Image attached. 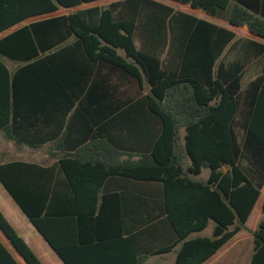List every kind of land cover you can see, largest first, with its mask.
<instances>
[{"label":"trees","instance_id":"obj_1","mask_svg":"<svg viewBox=\"0 0 264 264\" xmlns=\"http://www.w3.org/2000/svg\"><path fill=\"white\" fill-rule=\"evenodd\" d=\"M99 1L0 0V35L38 19L0 38V131L10 125L25 141L24 128L52 123L63 140L80 115L91 131L78 156L64 154L56 166L0 164V185L62 262L74 264L47 228L61 217L54 205L66 203L57 191L66 182L73 190L68 169L86 170L92 162L80 157L96 158L99 143L124 152L151 144V151H127L140 160L123 172L176 176L186 204L192 189L202 203L165 212L174 235L156 252L181 245L176 264H203L245 227L264 189V0L258 13L236 2L229 17L256 39L156 0L77 9ZM171 1L210 16L230 6V0ZM62 10L71 12L55 15ZM5 59L23 66L11 72ZM204 170L207 181L186 177ZM262 213L249 264H264V200ZM210 221L211 238H191ZM0 232L24 264H44L1 209ZM0 264H19L1 239Z\"/></svg>","mask_w":264,"mask_h":264},{"label":"crops","instance_id":"obj_2","mask_svg":"<svg viewBox=\"0 0 264 264\" xmlns=\"http://www.w3.org/2000/svg\"><path fill=\"white\" fill-rule=\"evenodd\" d=\"M103 1L105 0L90 5ZM116 1L119 0H113L110 3ZM156 1L233 31L239 37L250 39L256 38L245 27H235L229 22L231 10L237 2L241 6L258 13L263 3V0H230V6L227 10L221 11L216 16H210L201 10H194L171 0ZM4 63L11 72L23 66L22 63L6 59ZM39 118L40 116H32V119ZM84 119H86L84 115L73 119L71 129L63 140L54 137L58 132L56 125H52V123L48 128H24L25 141L39 143L40 139L44 140L49 137L48 142L38 145L27 144L24 140L16 139L12 135L10 125L5 127L0 131V164L23 162L41 166H56L64 154L68 157L69 155L77 157L78 151L88 144L84 141H88L86 139L91 132L90 126H87V121ZM98 130L100 132V128ZM184 135L185 129H181L180 137L183 139ZM136 149L138 151H151L152 146L146 144L145 149L141 147H136ZM136 149H129L126 152L136 151ZM95 150L96 158H90L86 155L80 157L82 162H92L86 170H78V168L75 170L74 165L68 169L70 179L74 183L73 190L66 182L65 190H58L56 193L57 198L65 197L66 203L61 205V202H58L54 205L53 214L61 217L51 218L47 228L58 247L74 264H176L181 245L174 247L169 252H156L168 245L166 244L167 240L174 235L172 227L166 221L165 212L170 210L172 214L179 213L185 210L187 206L194 208L196 203L201 206L199 190L192 189L189 191L193 202L186 204L187 201L184 198L185 185L177 183L178 177L158 175L152 170L148 173L123 172L124 167L136 164L140 160L137 152L132 155L126 154L124 150L115 145H108L106 149L103 143H99ZM189 163L190 161L185 159L184 167L187 168ZM58 176L60 180L64 178L61 173ZM186 177L193 181H207L209 171L204 170L199 176L187 173ZM70 179L68 178V181ZM165 180H168V184H165ZM263 200L264 189L252 213L258 205L262 213ZM0 209L17 233L26 240L44 264H64L19 208V212L24 216L21 219V224L12 220L14 215L21 216L14 209ZM252 213L245 227L203 264H215L218 261L219 252L232 244L246 230ZM262 219L263 213L262 218L259 217L258 219V227ZM175 220L178 222L177 218ZM258 227L249 231L252 233V238ZM214 228L215 223L210 221L205 230L192 234L191 238H211ZM1 240L19 264H24L12 247L7 246L9 242L6 239L5 241Z\"/></svg>","mask_w":264,"mask_h":264},{"label":"rangeland","instance_id":"obj_3","mask_svg":"<svg viewBox=\"0 0 264 264\" xmlns=\"http://www.w3.org/2000/svg\"><path fill=\"white\" fill-rule=\"evenodd\" d=\"M111 1L113 0H105L102 3H98L95 5H86V6H82L79 7L77 9H83V8H87V7H91V6H107ZM71 11L69 10H62L59 13H56L55 15H60V14H67ZM38 19H34V20H30L27 21L23 24H27L29 22L35 21ZM23 24L16 26L15 28L9 30L8 32L2 34L0 36V38L10 32H12L13 30L21 27ZM259 205L256 207V209L254 210V212L252 213V216L250 218V221L248 223V226L246 228V230H244L237 239L234 240V242L232 244H230L227 248L222 249L219 252V259L215 264H249L250 260H251V255H252V247H253V238H252V233L249 231L253 230L254 228L258 227V219L259 217L262 218V213L259 210ZM0 208H3L4 210L7 209H14L18 215L21 216H16L13 217V221L15 223L21 224L22 221V214L19 212V209L16 207V205L12 202L11 198L8 196V194L5 192V190L2 188V186L0 185ZM20 219V220H19ZM25 221L26 218H24ZM30 226V225H29ZM0 237L1 239H4V236L1 234L0 232ZM7 246L10 247V245L7 243Z\"/></svg>","mask_w":264,"mask_h":264}]
</instances>
